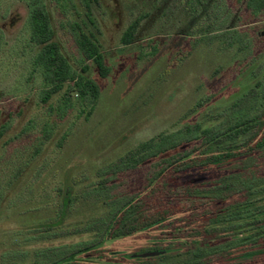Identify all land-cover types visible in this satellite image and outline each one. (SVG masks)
I'll return each mask as SVG.
<instances>
[{
    "label": "rangeland",
    "instance_id": "374dc122",
    "mask_svg": "<svg viewBox=\"0 0 264 264\" xmlns=\"http://www.w3.org/2000/svg\"><path fill=\"white\" fill-rule=\"evenodd\" d=\"M46 1L56 39L74 64L75 42L68 19L56 12L51 0ZM139 16L144 19L135 41L123 45V32ZM27 17L24 0H0V126L11 120L10 130L0 139L1 165L19 163L40 136L44 123L53 119L49 106L61 100V95H56L49 104L41 102L44 82L40 73L32 72L36 50L28 46ZM246 17L238 0H98L92 6V23L79 4L69 20L95 34L110 74L102 79L90 62L89 76L102 85L96 111L89 120L78 118L77 112L71 114L15 182L0 203V239L10 231L26 232L55 221L63 208L61 192L67 185L79 181L78 191L90 186L102 167L140 142L175 130L182 123L199 121L206 113L229 110L240 116L249 89L264 80V13L245 25L242 20ZM230 31H248L252 38L249 49L236 42L224 45ZM154 49L158 51L152 55ZM202 99L206 100L204 106L189 114ZM30 120L35 121L32 132L18 137ZM73 122L72 136L58 151V140ZM141 176V172L134 173L131 183ZM210 176L192 173L183 179L196 183ZM88 211L81 203L75 205L67 223L86 219ZM186 215L170 226L107 241L78 257L77 263L144 264L131 256L162 248L186 250L195 241L188 237L191 227L186 224ZM173 236L180 239L165 238ZM220 240L223 238H210Z\"/></svg>",
    "mask_w": 264,
    "mask_h": 264
},
{
    "label": "trees",
    "instance_id": "16d2710c",
    "mask_svg": "<svg viewBox=\"0 0 264 264\" xmlns=\"http://www.w3.org/2000/svg\"><path fill=\"white\" fill-rule=\"evenodd\" d=\"M24 1L28 9V46L36 50L32 72L40 73L44 82L41 102L49 104L56 95H61V100L49 106L53 119L44 123L31 149L24 151L25 156L16 159L19 163L0 164V203L43 153L60 124L75 112L78 118L89 120L96 111L102 85L89 76L90 62L102 79L110 74L95 34L69 20L81 4L94 23L91 10L98 0H51L56 12L68 19L75 42V65L56 39L47 1ZM238 2L246 10L247 17L242 20L245 25L264 13V0ZM143 19L139 16L129 24L121 37L123 45L135 41ZM228 34L224 45L236 42L242 49H249L252 38L248 31ZM205 101L200 100L189 114L198 112ZM241 104L244 110L240 116H233L229 110L206 113L199 121L182 123L175 130L162 131L140 142L102 167L97 180L80 191L79 181L67 185L61 192L63 208L55 221L26 232L10 231L0 239V264H79L78 257L107 241L170 226L190 212L184 219L191 227L188 237L195 240L192 246L176 252L154 249L149 252H158L156 256L137 254L131 258L144 264H264V80L249 89ZM75 126L73 122L64 131L57 142L58 151ZM34 127L35 121L30 120L18 137L28 135ZM10 128L11 120L0 126V139ZM136 172L142 176L131 183ZM192 173L211 176L202 182H185L183 178ZM79 203L88 208V217L67 223ZM175 228L180 230L182 226ZM68 238L80 240L60 242ZM165 238L177 240L180 236ZM210 238L223 240L213 242Z\"/></svg>",
    "mask_w": 264,
    "mask_h": 264
},
{
    "label": "water",
    "instance_id": "95a60500",
    "mask_svg": "<svg viewBox=\"0 0 264 264\" xmlns=\"http://www.w3.org/2000/svg\"><path fill=\"white\" fill-rule=\"evenodd\" d=\"M157 254H159V253L158 252H148V253L139 254L138 256H140V257H150V256H156Z\"/></svg>",
    "mask_w": 264,
    "mask_h": 264
}]
</instances>
